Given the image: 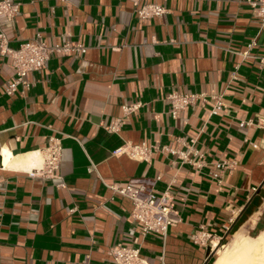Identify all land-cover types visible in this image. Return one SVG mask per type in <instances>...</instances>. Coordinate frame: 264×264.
Listing matches in <instances>:
<instances>
[{
  "label": "crops",
  "instance_id": "1",
  "mask_svg": "<svg viewBox=\"0 0 264 264\" xmlns=\"http://www.w3.org/2000/svg\"><path fill=\"white\" fill-rule=\"evenodd\" d=\"M11 1V48L40 34L87 50L52 54L9 94L0 44V264H116L117 243L147 264H204L216 250L212 264L231 233L264 231L263 0ZM180 94L198 99L179 106ZM54 141L56 176L33 175ZM140 144L145 159L130 154ZM136 176L173 196L165 234H143L109 187Z\"/></svg>",
  "mask_w": 264,
  "mask_h": 264
},
{
  "label": "built area",
  "instance_id": "2",
  "mask_svg": "<svg viewBox=\"0 0 264 264\" xmlns=\"http://www.w3.org/2000/svg\"><path fill=\"white\" fill-rule=\"evenodd\" d=\"M19 5L20 3L11 0H0V25L16 17ZM258 11L264 23V0L261 2ZM152 12L160 14L163 12V8L156 6ZM139 13L142 16H146L145 9H141ZM0 44L3 53L10 56L16 72L14 80L6 88V92L9 94L16 92L19 86L25 89L29 88L31 81L28 79V74L31 71L43 69L52 54L68 53L71 51L84 53L87 50L82 44L49 43L40 34L22 41L17 48H11L8 45V38L1 27ZM262 63L264 65V61ZM175 99L180 103L179 106H185L197 101L198 96L196 94H180L172 97L173 101ZM222 107V102H218L212 109V113H218ZM147 150L149 148L144 144L132 145L130 147V154L138 159H145ZM61 156V143L58 141L52 142L46 150L43 166L36 168L32 174L47 177L56 176V171L60 167ZM159 178L136 176L124 185H109L116 193L132 200L133 210L131 215L134 219L141 222L142 232L145 235L149 232L165 234L168 228L177 221L173 216L176 212L173 196L168 192L163 194L155 192V186ZM223 245L221 244V246ZM109 255L116 264H147L141 255L140 247H131L117 243L110 247Z\"/></svg>",
  "mask_w": 264,
  "mask_h": 264
},
{
  "label": "bare ground",
  "instance_id": "3",
  "mask_svg": "<svg viewBox=\"0 0 264 264\" xmlns=\"http://www.w3.org/2000/svg\"><path fill=\"white\" fill-rule=\"evenodd\" d=\"M216 249L218 257L212 264H264V231L257 237L237 233L229 245L218 243Z\"/></svg>",
  "mask_w": 264,
  "mask_h": 264
},
{
  "label": "water",
  "instance_id": "4",
  "mask_svg": "<svg viewBox=\"0 0 264 264\" xmlns=\"http://www.w3.org/2000/svg\"><path fill=\"white\" fill-rule=\"evenodd\" d=\"M263 184H264V182H263V183L260 185V187L257 189L256 193L259 192V190H260V188L263 186ZM256 193H255V194H256ZM233 226H234V225H232V226L228 229V231H227V233H226V236L229 235V233L231 232ZM215 253H216V250H215V251L213 250V251L211 252V254L208 256V258L206 259V261H205L204 264H208V263L211 261V259L213 258V256L215 255Z\"/></svg>",
  "mask_w": 264,
  "mask_h": 264
},
{
  "label": "rangeland",
  "instance_id": "5",
  "mask_svg": "<svg viewBox=\"0 0 264 264\" xmlns=\"http://www.w3.org/2000/svg\"><path fill=\"white\" fill-rule=\"evenodd\" d=\"M231 236H232V233L227 237V238H225V240L222 242V244H224V245H229V243L231 242V240H230V238H231ZM230 240V241H229ZM217 257H218V254H217ZM217 259V258H216ZM215 259V260H216ZM214 260V261H215Z\"/></svg>",
  "mask_w": 264,
  "mask_h": 264
}]
</instances>
